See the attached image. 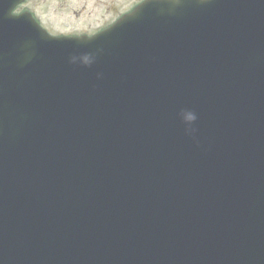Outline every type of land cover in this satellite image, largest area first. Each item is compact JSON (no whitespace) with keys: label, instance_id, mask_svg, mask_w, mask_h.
Listing matches in <instances>:
<instances>
[{"label":"water","instance_id":"95a60500","mask_svg":"<svg viewBox=\"0 0 264 264\" xmlns=\"http://www.w3.org/2000/svg\"><path fill=\"white\" fill-rule=\"evenodd\" d=\"M0 0V264H264V0H148L86 39Z\"/></svg>","mask_w":264,"mask_h":264},{"label":"flooded vegetation","instance_id":"af4514ba","mask_svg":"<svg viewBox=\"0 0 264 264\" xmlns=\"http://www.w3.org/2000/svg\"><path fill=\"white\" fill-rule=\"evenodd\" d=\"M146 0H12V17L28 16L57 38H93Z\"/></svg>","mask_w":264,"mask_h":264},{"label":"rangeland","instance_id":"374dc122","mask_svg":"<svg viewBox=\"0 0 264 264\" xmlns=\"http://www.w3.org/2000/svg\"><path fill=\"white\" fill-rule=\"evenodd\" d=\"M117 1H124V0H117Z\"/></svg>","mask_w":264,"mask_h":264}]
</instances>
